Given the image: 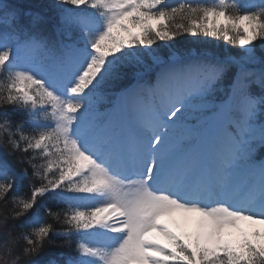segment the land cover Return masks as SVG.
Returning a JSON list of instances; mask_svg holds the SVG:
<instances>
[{"label":"snow or ice","instance_id":"1","mask_svg":"<svg viewBox=\"0 0 264 264\" xmlns=\"http://www.w3.org/2000/svg\"><path fill=\"white\" fill-rule=\"evenodd\" d=\"M54 9L0 0V264H264V0Z\"/></svg>","mask_w":264,"mask_h":264},{"label":"trees","instance_id":"2","mask_svg":"<svg viewBox=\"0 0 264 264\" xmlns=\"http://www.w3.org/2000/svg\"><path fill=\"white\" fill-rule=\"evenodd\" d=\"M15 3L18 5L24 7V8H29L35 12H39L42 15L45 16L46 20L49 21V24L46 25V27L51 26V22L55 19V9H54V4L55 0H14ZM170 2H175V0H170ZM214 40H205V41H192L190 37H182L178 41V46H184L189 43H198L202 47H206L207 49H210L214 51V47L217 49V53H224V54H235L239 55L240 54V49L239 48H234L230 45L225 44L223 41H217V43L212 42ZM219 42V43H218ZM104 109L102 108L101 111ZM23 190L25 192L28 191L27 185L25 184L23 187ZM53 208V211L60 210L61 208H64V205H56L54 202H49ZM52 251H67L66 249H54Z\"/></svg>","mask_w":264,"mask_h":264},{"label":"rangeland","instance_id":"3","mask_svg":"<svg viewBox=\"0 0 264 264\" xmlns=\"http://www.w3.org/2000/svg\"><path fill=\"white\" fill-rule=\"evenodd\" d=\"M212 42H214V43L216 42L217 43L216 40H214ZM214 51H217V49L215 47H214ZM193 218L194 219L192 220V222L183 223L182 220H178L175 217L173 218V216H165V217H163V221L166 222L168 224V226L171 229H173L174 232H177L178 234H183L185 232L194 231L195 226H196L195 222H196V219H197V214L194 215ZM241 227L244 228L245 230L248 229V225L246 223L242 224ZM154 235H156L157 238L160 239L162 243H165V244L168 243L166 238H164L163 236L159 235L158 233H154ZM238 235H239L238 233L233 232V234L231 236H229V238L235 240V239H238Z\"/></svg>","mask_w":264,"mask_h":264},{"label":"bare ground","instance_id":"4","mask_svg":"<svg viewBox=\"0 0 264 264\" xmlns=\"http://www.w3.org/2000/svg\"><path fill=\"white\" fill-rule=\"evenodd\" d=\"M194 215L196 214H182V213H175L172 216L177 218L178 220H182L183 223H189L192 222V220L194 219ZM228 239H230L229 237H226Z\"/></svg>","mask_w":264,"mask_h":264}]
</instances>
